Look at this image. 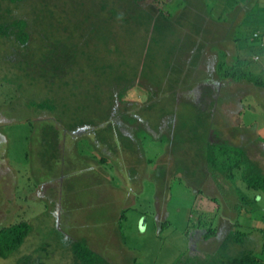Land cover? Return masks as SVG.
Listing matches in <instances>:
<instances>
[{
	"label": "rangeland",
	"instance_id": "374dc122",
	"mask_svg": "<svg viewBox=\"0 0 264 264\" xmlns=\"http://www.w3.org/2000/svg\"><path fill=\"white\" fill-rule=\"evenodd\" d=\"M46 1L56 17L43 21L40 0L0 4L10 10L1 23L25 20L28 34L0 36V251L6 229L28 224L0 264H72L74 242L115 264H195L231 231L243 241L229 255L264 264V193L240 170L228 180L197 161L204 141H221L264 174V89L249 81L264 75L252 40L260 16L233 0H159L171 15L161 23L146 12L152 0H108L119 17L100 12L91 24L72 14L78 0ZM238 58L248 80L217 75L219 62L237 72ZM166 100L173 112L159 121L161 109L146 106ZM192 119L196 138L181 133ZM222 148L210 150L219 159ZM209 226L216 235L204 240Z\"/></svg>",
	"mask_w": 264,
	"mask_h": 264
},
{
	"label": "trees",
	"instance_id": "16d2710c",
	"mask_svg": "<svg viewBox=\"0 0 264 264\" xmlns=\"http://www.w3.org/2000/svg\"><path fill=\"white\" fill-rule=\"evenodd\" d=\"M9 2L11 4H17V3H21V2H25L27 0H0V4L2 2ZM42 1V3L40 2L37 6L39 8V14H37V18L39 19V21H43L46 18H52L54 19V17H56V15L52 12V10H50L48 8V2L46 0H40ZM98 2L96 3L95 0H89V3H86L84 0H78L76 4L73 5V7L71 8L72 10V14H74V7L76 10V14L77 13H82L83 14V20L86 22H90L91 20L93 21L91 24L94 23V20L97 18L101 20V13H110L112 15H115L116 17H119V14H117V12L115 11V8H112V5H108V0H97ZM136 2H147V0H136ZM34 4V3H33ZM97 6V7H96ZM149 8L147 9V14L151 12V15H149L151 17V19H158L161 20V23L164 22L165 20L168 19V17H171V15L169 14V12H165V10L162 9V7H164L162 5V3L159 0H152V2L148 5ZM33 8V7H32ZM98 10V11H96ZM8 13V18H9V13L10 10L6 9L5 13H0V36H4V37H22L24 35L28 36L27 31L25 30L27 27V22L25 20H21V19H12L11 20H7L8 21H4L3 23L2 20H4L5 16L4 14ZM114 16V17H115ZM168 16V17H167ZM104 20V19H102ZM101 20V21H102ZM216 24H221V22L217 23L216 21H214ZM225 33L229 30V25L226 27H223ZM202 31H200L199 33L197 32L196 34H200L202 33ZM226 35V34H225ZM23 39V38H21ZM26 39V38H25ZM23 39V40H25ZM202 45L199 44V47H197L198 51H201L202 49ZM197 55L196 58H193L192 60V65H196V61L198 60L199 55ZM222 61V60H221ZM255 62V61H254ZM224 62H219L217 64V66H215L216 69V73L217 75H219V77L221 78H232L233 80H237L240 78L241 80H248L245 79L243 76L246 75L249 72H252V70L249 69V72L247 70V64H244V59L238 58V60L236 59V62L232 65L233 68L237 69V72H233V73H229V71H227L226 69H224L225 64L223 65ZM260 65V64H259ZM230 67V68H232ZM259 71H263L264 72V68L257 66ZM244 70V71H243ZM246 71V74H243V72ZM255 72V71H254ZM249 81L250 83H252L256 88H260V89H264V75L260 76V74H250L249 73ZM205 86H203L204 89V93L207 95L211 94V90H209L207 83L204 84ZM211 89V88H210ZM126 91V90H124ZM124 91L119 93V99H123L125 93ZM214 90L213 93H215ZM118 99V97H117ZM169 101H174V97H171V95L168 97ZM167 99V100H168ZM163 102V105H157L158 103L152 102L151 104H148L146 107L147 110H154L157 106L161 109V113L162 115L158 116L157 119L162 118L164 115H168L170 113H172L173 111L171 110L170 105L173 107V103L168 105V101ZM145 112V111H144ZM147 113V112H146ZM142 114L146 115L150 114L149 112L147 114ZM151 115V114H150ZM149 117V123L153 124L150 125L148 123L149 126L152 127V129L156 130L157 126H158V122L155 119L151 120V116H147V119ZM165 117V116H164ZM199 117V116H198ZM201 117V116H200ZM130 120V119H129ZM193 120V119H192ZM156 123V124H155ZM193 124L184 126L181 133L185 136H191L196 138V134H198V129L201 128L200 126V121L193 120L192 122ZM110 127V126H109ZM112 129V128H111ZM56 130V129H55ZM115 133L118 132L116 130H113ZM142 131V130H141ZM117 134V133H116ZM144 134L146 135V133L144 132ZM188 136V137H189ZM199 137V136H198ZM166 137H161V140H166ZM99 140V139H98ZM192 140V139H191ZM103 142L106 141L105 140H101ZM139 143H140V139H138ZM185 143L187 141H184ZM184 143V144H185ZM190 145V144H189ZM215 145H222L224 148L221 149V157L222 161L220 162V158L217 159L214 156V151L213 147H215ZM176 146H185L182 144H175L173 145V147ZM203 148H201L202 151H200V156L201 158L198 159V162H201L200 160H204L207 166H211L212 169H214L215 171L218 170V172H220L226 179L233 180V177L235 176V173H233V171L235 172V170H240V178L245 180L246 184H247V188L253 190V191H257V192H263L264 193V174L262 173V170H260V168L258 167V165L253 162V160L246 154V152L244 150L239 149V147L236 146H232L221 142V141H216V142H207L204 141L203 143ZM131 147V149H133L135 147V144L133 146H129ZM171 145H170V149H174ZM226 147V148H225ZM211 148V150H210ZM225 149V150H224ZM199 153V152H198ZM199 158V157H198ZM193 171H187V173L189 174V177H193L195 176V173ZM255 199V198H254ZM245 205L247 206L248 203H252L251 201H253V199L251 200H247V199H243ZM6 234L5 238L6 241L8 240L7 244L5 245V247L3 246L1 249V253L0 256L1 257H6L9 253H12L14 250H16L17 248H19V246L23 243L24 238H26L27 233H28V224L25 222L22 223H18L16 225L10 226L8 228V230L6 229ZM216 235V229L212 228V227H207L206 231L203 235V239L204 240H208L212 237H215ZM243 234L240 232H234L231 231L229 232L220 242L219 246L217 247L216 251L210 255L209 257H205L202 258L199 255H193V258H191L192 260H194L196 263L195 264H262L260 259H258L257 257H255V255L251 252H243L238 254L237 256H230L228 253V250L230 248L231 245L233 244H239L241 241H243L242 239ZM73 251H74V262L72 264H115L113 262H110L109 260H107L106 258H104L102 255H99L98 253L94 252L93 250H91L87 244H82V243H78V242H74L73 245ZM35 259L31 256H26L24 259H22V262H25V264L34 261ZM197 260H199L200 262H198ZM38 264H42V263H38ZM193 264V263H192Z\"/></svg>",
	"mask_w": 264,
	"mask_h": 264
},
{
	"label": "crops",
	"instance_id": "0c3cea01",
	"mask_svg": "<svg viewBox=\"0 0 264 264\" xmlns=\"http://www.w3.org/2000/svg\"><path fill=\"white\" fill-rule=\"evenodd\" d=\"M233 2L236 3L237 9L248 10L260 16V18H252L254 26L261 25L264 22V0H233ZM254 48L257 49L258 53H262V50L257 45H254ZM259 66L264 68V62H261Z\"/></svg>",
	"mask_w": 264,
	"mask_h": 264
},
{
	"label": "clouds",
	"instance_id": "9594fccd",
	"mask_svg": "<svg viewBox=\"0 0 264 264\" xmlns=\"http://www.w3.org/2000/svg\"><path fill=\"white\" fill-rule=\"evenodd\" d=\"M260 26H261V30L256 28V30L253 31L252 40L258 41V43H259L257 45L258 48H260V50L264 51V22ZM259 55H261V54L254 53V61H259L260 59H262Z\"/></svg>",
	"mask_w": 264,
	"mask_h": 264
}]
</instances>
